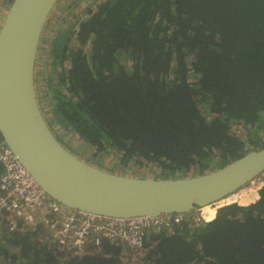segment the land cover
I'll return each instance as SVG.
<instances>
[{"label":"trees","instance_id":"obj_1","mask_svg":"<svg viewBox=\"0 0 264 264\" xmlns=\"http://www.w3.org/2000/svg\"><path fill=\"white\" fill-rule=\"evenodd\" d=\"M66 1L46 41V91L55 121L96 153L173 178L264 146V0H104L76 31ZM258 194L203 209L209 223L149 234L140 264H264V183ZM123 247L77 252L43 228L0 227V264H123Z\"/></svg>","mask_w":264,"mask_h":264},{"label":"water","instance_id":"obj_2","mask_svg":"<svg viewBox=\"0 0 264 264\" xmlns=\"http://www.w3.org/2000/svg\"><path fill=\"white\" fill-rule=\"evenodd\" d=\"M58 1L12 0L0 26L1 141L47 195L67 207L113 217L190 214L264 172V146L218 169L173 178L113 173L72 153L44 118L34 81L40 36Z\"/></svg>","mask_w":264,"mask_h":264},{"label":"built area","instance_id":"obj_3","mask_svg":"<svg viewBox=\"0 0 264 264\" xmlns=\"http://www.w3.org/2000/svg\"><path fill=\"white\" fill-rule=\"evenodd\" d=\"M0 167V227L11 233L43 228L52 241L77 252L99 248L105 242L139 251L151 233L171 230L182 222L190 228L210 222L202 207L190 214L156 217H113L67 207L46 194L2 141Z\"/></svg>","mask_w":264,"mask_h":264},{"label":"rangeland","instance_id":"obj_4","mask_svg":"<svg viewBox=\"0 0 264 264\" xmlns=\"http://www.w3.org/2000/svg\"><path fill=\"white\" fill-rule=\"evenodd\" d=\"M101 1H104V0H79V2L77 3H72L73 10H71L70 14L65 16L66 22L64 23V26L67 25L70 21H73V17L75 15H78L81 13L84 14L86 12L85 10L87 6L95 7ZM60 2L62 4H60ZM66 2H67L66 0H59V2L56 3L55 8L52 10L51 14H54L56 10H61L62 8H64L63 6H64V3ZM2 4L4 5L0 7V26L3 22V19L6 15V12L8 10L10 3L9 4L2 3ZM51 27L55 28L56 25L53 24L52 22H49V24L46 22L43 28L44 30H42L40 41L38 44L39 48H38L37 56L35 60V67H34V81H35V86H36L35 88H36L37 97L39 100V105H40L44 118L49 123L50 128L53 129V132L61 139L60 141L63 142V144L72 153L77 155L79 158L85 160L86 162H90L100 168L105 169L106 171L113 172V173H120V174H125V175H130V176L132 175V176H138V177H144V178L158 177L159 167H157L156 165L146 164V163L140 165V164L132 163V162L123 165L120 162V158H119L120 154L115 149H110L106 151L105 153H96V149L92 145H89L84 140H82L77 134L71 131V129L67 130L61 127L55 121L52 110H51V104L49 102L48 94L46 91V86H47L46 78L48 74L52 72L50 58L48 56V51L46 49V44H47L46 41L53 34V29ZM67 66H68V63L65 62V66L63 68H57L56 73L57 71L58 73L64 72L65 69H67ZM55 74H53V81H52L54 85L57 81V79H55ZM233 129L235 130L237 134H239V136L244 135L243 131L239 130L237 126H234ZM261 135H264V133H262ZM211 168H214V166H212ZM211 168H209V171L211 170ZM195 173L196 172L193 171L192 173H189L186 175L191 176V175H195ZM184 176L185 174L183 173L175 174V177H184ZM253 180H257V181L262 180L264 182V172L259 174ZM250 182H248L241 188L248 186ZM228 201H234L236 204H238L237 201L234 199L221 201L218 204H221L223 202H228ZM241 206H246V205H241ZM220 207H216V212ZM123 248H124L123 255H122L123 264H140L139 259L142 258V254H144V250L134 251V250L129 249L128 247H123Z\"/></svg>","mask_w":264,"mask_h":264},{"label":"bare ground","instance_id":"obj_5","mask_svg":"<svg viewBox=\"0 0 264 264\" xmlns=\"http://www.w3.org/2000/svg\"><path fill=\"white\" fill-rule=\"evenodd\" d=\"M262 184H263L262 180L261 181L252 180L248 186L241 188L237 192H234L223 199H220L219 201L213 203V205H217L219 202L229 199L236 200L237 203L240 205H247L252 202L254 203L259 197L258 190L262 186ZM210 206L212 205H206L202 207V210Z\"/></svg>","mask_w":264,"mask_h":264},{"label":"flooded vegetation","instance_id":"obj_6","mask_svg":"<svg viewBox=\"0 0 264 264\" xmlns=\"http://www.w3.org/2000/svg\"><path fill=\"white\" fill-rule=\"evenodd\" d=\"M59 2V1H58ZM57 2V3H58ZM77 2H79V0H75V1H73V3H77ZM99 3H101V2H99ZM98 3V4H99ZM60 4H62L61 2H60ZM64 5H65V3H64ZM97 6V5H96ZM96 6L95 7H91V6H87L86 7V12L83 14V13H81V14H78V15H75L74 17H77V20H75V24H74V30L76 31L77 30V27H78V23L80 22V21H83V20H85L88 16H89V12H91V10L93 11L95 8H96ZM61 15H63V12H62V10H56L55 12H54V14H50L49 16H48V18H47V23L49 24V22H52L53 24H55L54 22L56 21V19L57 18H59V17H61ZM83 16V17H82ZM47 27V26H46ZM44 30V29H43ZM46 47H47V44H46ZM39 48V47H38ZM48 56H49V51H48ZM49 58H50V56H49ZM50 63H51V58H50ZM65 72V71H64ZM36 87V86H35ZM38 98V97H37ZM38 102H39V100H38ZM47 121V120H46ZM48 123V122H47ZM53 130V129H52ZM55 134V133H54ZM56 135V134H55ZM56 137L59 139V137L56 135Z\"/></svg>","mask_w":264,"mask_h":264},{"label":"clouds","instance_id":"obj_7","mask_svg":"<svg viewBox=\"0 0 264 264\" xmlns=\"http://www.w3.org/2000/svg\"><path fill=\"white\" fill-rule=\"evenodd\" d=\"M264 183V182H263ZM263 185V184H262ZM213 204V203H212ZM231 204V203H230ZM211 205V204H210ZM215 217H216V213H215ZM211 222V221H210ZM206 224V223H203ZM2 225V224H1ZM3 228V226H1ZM4 229V228H3ZM5 230V229H4ZM6 231V230H5Z\"/></svg>","mask_w":264,"mask_h":264}]
</instances>
